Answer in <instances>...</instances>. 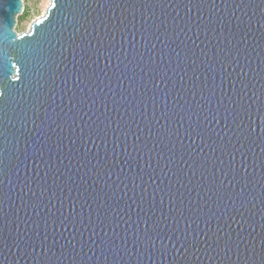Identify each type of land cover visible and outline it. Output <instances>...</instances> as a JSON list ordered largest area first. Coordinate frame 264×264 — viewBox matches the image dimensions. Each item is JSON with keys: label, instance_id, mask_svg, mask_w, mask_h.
<instances>
[{"label": "water", "instance_id": "water-1", "mask_svg": "<svg viewBox=\"0 0 264 264\" xmlns=\"http://www.w3.org/2000/svg\"><path fill=\"white\" fill-rule=\"evenodd\" d=\"M0 0V264H264V0Z\"/></svg>", "mask_w": 264, "mask_h": 264}, {"label": "rangeland", "instance_id": "rangeland-1", "mask_svg": "<svg viewBox=\"0 0 264 264\" xmlns=\"http://www.w3.org/2000/svg\"><path fill=\"white\" fill-rule=\"evenodd\" d=\"M24 10L16 17L15 30L17 32L25 31L31 21L41 15L44 0H22Z\"/></svg>", "mask_w": 264, "mask_h": 264}, {"label": "bare ground", "instance_id": "bare-ground-1", "mask_svg": "<svg viewBox=\"0 0 264 264\" xmlns=\"http://www.w3.org/2000/svg\"><path fill=\"white\" fill-rule=\"evenodd\" d=\"M51 0H44L43 2V7H42V12L44 13L48 7V5L50 4Z\"/></svg>", "mask_w": 264, "mask_h": 264}]
</instances>
